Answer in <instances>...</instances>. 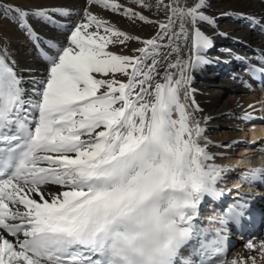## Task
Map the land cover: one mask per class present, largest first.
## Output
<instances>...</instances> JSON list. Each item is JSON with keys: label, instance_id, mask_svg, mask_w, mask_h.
<instances>
[{"label": "snow or ice", "instance_id": "obj_1", "mask_svg": "<svg viewBox=\"0 0 264 264\" xmlns=\"http://www.w3.org/2000/svg\"><path fill=\"white\" fill-rule=\"evenodd\" d=\"M93 5L154 23L157 32L129 35L93 13ZM157 7L165 20L118 0H85L80 22L46 49L28 17L51 20L47 10L5 8L46 70L28 95L15 61L0 52V264H193L182 255L192 222L206 196L220 195L215 185L226 169L211 162L194 116L198 105L181 100L188 65L170 57L181 38H191L196 62L206 63L199 53L212 41L198 23L213 21L202 11L204 0H157ZM129 41L141 45L132 55L109 47ZM242 119L254 117L246 112ZM243 179L264 182V169ZM245 247L257 255L224 259L217 233L200 243L198 255L207 264H264V241Z\"/></svg>", "mask_w": 264, "mask_h": 264}, {"label": "bare ground", "instance_id": "obj_2", "mask_svg": "<svg viewBox=\"0 0 264 264\" xmlns=\"http://www.w3.org/2000/svg\"><path fill=\"white\" fill-rule=\"evenodd\" d=\"M118 2L140 11L150 20H165V13L157 7V0H145L148 7L143 9L132 0H118ZM181 2L183 3L184 0ZM187 2L191 5L193 0ZM16 6L30 13L47 10L51 20L35 15L28 17L31 28L43 41L46 49L47 41L63 42L68 29L80 22L85 0H0V49L6 50L15 61L19 75L22 77V87L28 95H31L34 90L33 80H39L45 73V61L33 48L32 41L18 28L14 13L5 12V8ZM53 9H64L68 14L60 15L58 12H53ZM90 10L129 35L147 39L157 32V25L154 23L128 19L121 14L94 5ZM202 11L213 21L198 23L199 29L212 41L210 48L199 53L207 62H196V52L191 38H181L177 42L179 51L173 53L170 59L175 62L179 58L188 65L184 69L187 83L181 92V100L189 105L194 100L198 105L199 111H194V116L204 130L203 137L207 141V151L214 157L211 162L226 169L222 173L225 174L222 175L224 176L222 180L229 183L239 174L232 168L244 165L243 161L255 152V145L244 140L247 130L243 131L241 126L243 123H247L246 127L249 124L242 117L246 112L250 113L254 117L251 125H264V119H260L264 110V95L258 97L245 86L249 66L264 64V0H204ZM187 27L190 28V25ZM140 46L137 41H129L126 46L110 45L109 47L113 52L122 51L123 54L132 55V49ZM170 71L176 76L180 74L179 68ZM163 75L161 71V76ZM215 75L217 77H214ZM184 92L189 93L187 100L184 99ZM249 105L253 107L250 108ZM221 114L225 115L218 117ZM204 121L208 122V126L212 125V128L206 127ZM254 137L255 135L251 136ZM233 150L237 152L236 157H231ZM222 180L220 178L216 186L224 182ZM50 187L55 189V186ZM260 241L264 239L254 238L253 235L247 237V234L239 235L231 248L232 259L234 257L239 259L237 254H242L245 258L249 254L257 255L256 252L250 253L245 246L249 242L258 245Z\"/></svg>", "mask_w": 264, "mask_h": 264}, {"label": "rangeland", "instance_id": "obj_3", "mask_svg": "<svg viewBox=\"0 0 264 264\" xmlns=\"http://www.w3.org/2000/svg\"><path fill=\"white\" fill-rule=\"evenodd\" d=\"M214 77H217V75H215ZM255 90V89H254ZM252 91L254 94H256V96H260L259 94H261V96H263L264 95V92H258L257 90H255V91ZM257 98V97H256ZM261 99V98H260ZM262 100H263V97H262ZM260 102V101H259ZM262 105H263V103H262ZM264 109V108H263ZM264 111V110H263ZM262 111V113H261V115H260V119H264V112ZM225 114H221L220 116H218V117H223ZM245 124H247V123H243L242 124V129H243V131H245L246 129H245V127H246V125ZM204 125L207 127L208 126V122L207 121H204ZM209 128H212V125L211 126H208ZM245 143V142H244ZM236 150H233V152H232V156L231 157H236V155H237V152H235ZM222 175H225V174H222ZM221 175V180L222 179H224V176H222ZM223 181V180H222Z\"/></svg>", "mask_w": 264, "mask_h": 264}]
</instances>
